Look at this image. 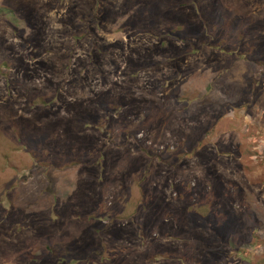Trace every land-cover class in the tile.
<instances>
[{"label": "rangeland", "instance_id": "obj_1", "mask_svg": "<svg viewBox=\"0 0 264 264\" xmlns=\"http://www.w3.org/2000/svg\"><path fill=\"white\" fill-rule=\"evenodd\" d=\"M263 44L264 0H0V264H264Z\"/></svg>", "mask_w": 264, "mask_h": 264}, {"label": "crops", "instance_id": "obj_2", "mask_svg": "<svg viewBox=\"0 0 264 264\" xmlns=\"http://www.w3.org/2000/svg\"><path fill=\"white\" fill-rule=\"evenodd\" d=\"M201 7L203 5H200ZM194 7V6H193ZM195 8V7H194ZM177 11V10H176ZM208 13L202 14L200 17L195 15L192 19L187 21V25H190V29H187V31H183L185 34V38L189 42H184V41H178L176 42V46H205L204 50H201L202 56L207 58V60L204 61V64L201 65V68L196 70L195 75L201 76V82H212L215 77H221L222 79L225 77L226 72H228V66L226 60L221 59L217 60L216 63L211 61H208V55L209 53H213V51H219V50H224L226 46H233L232 50H239V51H246L242 53L241 55L245 57L246 59L240 60L237 64L234 63L230 69H234L233 71V76L234 77H242L245 74V71H241L242 68L246 67L248 65V62L251 61L250 59V51L255 50V46H251V44L255 43L257 40V34L254 31V26L249 25L248 20L250 19L251 16H249V13L245 11H239L236 12L232 18L234 24L233 26L220 29L219 32V37H218V42L217 44L213 41L212 44H210V40H208L205 37V31H206V24H203V19H207ZM178 24V25H177ZM177 27H184L186 28V25H182L179 22L177 23ZM199 24L200 27L199 28ZM176 30V29H175ZM182 30H179V33H177L176 37L179 38V35H182ZM169 35V33H168ZM170 36V35H169ZM167 40H164L161 42V44L166 46ZM264 45V44H263ZM262 45V46H263ZM210 46L212 47V50L210 52ZM246 46V49H245ZM204 53V54H203ZM213 55V54H212ZM230 63V62H229ZM238 65V66H237ZM236 67H239L240 69H237ZM227 69V71H226ZM218 80V79H216ZM240 80H242L240 78Z\"/></svg>", "mask_w": 264, "mask_h": 264}]
</instances>
